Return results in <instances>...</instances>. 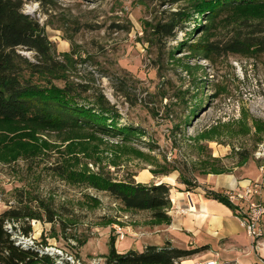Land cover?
Returning a JSON list of instances; mask_svg holds the SVG:
<instances>
[{
    "label": "rangeland",
    "instance_id": "1",
    "mask_svg": "<svg viewBox=\"0 0 264 264\" xmlns=\"http://www.w3.org/2000/svg\"><path fill=\"white\" fill-rule=\"evenodd\" d=\"M166 8L162 0H64L50 10L37 3L25 6L68 66L66 81L55 85L63 88L69 80L103 93L118 111V126L136 132L124 142L0 124V215L37 197L60 214L54 224L31 221L30 245L60 251L80 264H105L112 239L120 250H144L143 222L150 213L127 211L69 173L103 171L118 181L132 176L146 185L171 179L181 184L183 178L192 189L218 175L249 179L261 185L255 201L264 202V55L208 60L202 52L180 50L185 41L201 38L195 21L176 39L153 42L145 30ZM231 27L223 25L209 38L218 34L226 40ZM21 53L35 60L34 54ZM144 173L153 176L151 183H143ZM238 209L243 221L247 205ZM115 228L136 241L131 236L120 241ZM252 250L259 251L253 240Z\"/></svg>",
    "mask_w": 264,
    "mask_h": 264
},
{
    "label": "trees",
    "instance_id": "2",
    "mask_svg": "<svg viewBox=\"0 0 264 264\" xmlns=\"http://www.w3.org/2000/svg\"><path fill=\"white\" fill-rule=\"evenodd\" d=\"M62 1L0 0V124L30 127L44 134L86 132L129 142L136 132L118 126V111L103 93L69 80L63 88L55 85L57 81H66L64 74L68 66L40 22L27 15L24 8L37 3L42 9L50 10ZM162 3L168 8L145 30L151 41L174 40L195 21L201 38L185 41L180 50L186 47L187 53L202 52L208 60L224 55H264V0H162ZM227 24L232 27L226 40L216 38L218 34L213 40L209 38ZM21 51L34 54L35 60ZM66 176L108 194L127 211L148 212L156 223L171 221L168 210L172 205V188L168 184H140L132 176L118 181L103 171ZM180 183L189 191L192 189L189 180L181 178ZM206 197L239 210L226 194L207 189ZM32 201L30 204L22 201L18 207H10L0 215V264H70L34 242L33 245L20 243L21 238L31 239V221L54 224L60 217L51 202L38 197ZM10 224L13 228L8 227ZM15 236L22 237L15 239ZM78 242L84 245L81 240ZM202 251L204 248L183 250L167 243L162 247L147 246L142 252L120 253L116 240L112 239L110 252L103 258L105 264H179Z\"/></svg>",
    "mask_w": 264,
    "mask_h": 264
},
{
    "label": "crops",
    "instance_id": "3",
    "mask_svg": "<svg viewBox=\"0 0 264 264\" xmlns=\"http://www.w3.org/2000/svg\"><path fill=\"white\" fill-rule=\"evenodd\" d=\"M142 178L143 183L153 181L150 173H144ZM249 182V179L238 180L218 175L206 180L205 186L190 191L175 179L165 182L172 188V205L168 210L171 221L156 223L149 215L147 222H143V239H147L144 248L162 247L167 243L183 250L204 248V251L179 264H257L264 259V244L258 252L252 250V240L242 225L238 210L234 211L222 202L206 197L207 189L226 194L237 193ZM128 236L135 241L137 239L132 234ZM116 248L120 253L137 251L133 248L120 250L117 243Z\"/></svg>",
    "mask_w": 264,
    "mask_h": 264
},
{
    "label": "built area",
    "instance_id": "4",
    "mask_svg": "<svg viewBox=\"0 0 264 264\" xmlns=\"http://www.w3.org/2000/svg\"><path fill=\"white\" fill-rule=\"evenodd\" d=\"M261 185L259 183L249 182L245 187H243L242 191L239 193L231 192L228 194L230 200L233 203L238 205H242L245 203L247 205V210L244 212L246 217L242 221V225L245 228L248 235L252 238L255 247L259 248L264 244L262 238L264 237L262 224L264 223V202L255 201L254 197L260 194ZM116 234L118 235L119 240H125L127 234H125L124 229H116ZM29 244L28 241H26ZM61 252L58 251L57 254ZM70 261V264H80L76 262L73 258H67ZM214 264V263H208Z\"/></svg>",
    "mask_w": 264,
    "mask_h": 264
},
{
    "label": "bare ground",
    "instance_id": "5",
    "mask_svg": "<svg viewBox=\"0 0 264 264\" xmlns=\"http://www.w3.org/2000/svg\"><path fill=\"white\" fill-rule=\"evenodd\" d=\"M24 242V241H23ZM31 245H33V242H31Z\"/></svg>",
    "mask_w": 264,
    "mask_h": 264
}]
</instances>
